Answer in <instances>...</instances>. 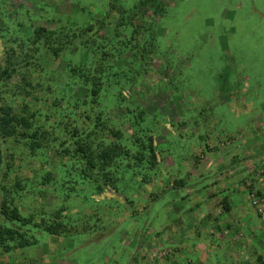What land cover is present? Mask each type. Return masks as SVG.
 <instances>
[{
	"label": "rangeland",
	"instance_id": "obj_1",
	"mask_svg": "<svg viewBox=\"0 0 264 264\" xmlns=\"http://www.w3.org/2000/svg\"><path fill=\"white\" fill-rule=\"evenodd\" d=\"M156 1L163 16H154L150 0L134 20L152 25L140 36L151 41L148 55L139 58L122 45L106 63L134 75L127 79L121 74V88L128 102L143 108L154 123L157 162L152 173L146 180L138 174L129 185L122 183L118 193L105 185L100 194L94 184L73 185L88 190L92 199L85 200L74 193L64 198L69 189L60 186L59 167L55 179L43 184L39 164L12 160L6 176L11 184L21 179L24 188L21 198L7 201L22 214L32 213L36 222H50L61 210L65 230L51 234L22 227L32 243L10 244L8 252L0 245V264H232L235 246L253 229L257 216L264 223V0ZM136 2L0 0V66L5 67L8 56L16 57L33 27L84 28L102 19L111 5L130 12ZM116 12L109 25L83 38H110L120 45L112 38ZM64 56L87 59L77 44L62 57H39L54 87L71 82L64 73ZM25 75L26 65L0 81V102L18 111L28 90V102L40 110L43 121V114L54 110L49 91L45 86L25 88ZM73 93L80 97L85 90L75 87ZM112 112L117 118L125 113L121 107ZM58 119L55 115L45 121L48 131ZM56 133L63 137L59 128ZM224 199L249 211L241 227L235 211L225 210ZM0 224L10 223L0 216ZM205 242L211 246L206 260ZM242 253L249 257L242 255L239 264H249L248 258L254 261L250 264H261L249 249Z\"/></svg>",
	"mask_w": 264,
	"mask_h": 264
},
{
	"label": "trees",
	"instance_id": "obj_2",
	"mask_svg": "<svg viewBox=\"0 0 264 264\" xmlns=\"http://www.w3.org/2000/svg\"><path fill=\"white\" fill-rule=\"evenodd\" d=\"M149 2L150 0H138L130 12L111 5L102 19L95 20L93 24L91 21L87 22L84 28L33 27L27 39L22 40L20 52H14L16 57L8 56L5 67L0 66L2 81L13 71L26 65L27 76H23L26 81L25 88L45 86L50 94L49 99L47 98L50 100L49 104L54 107L52 113L43 114L42 121L39 118L40 110L31 107L28 102L31 95L28 90L18 111L7 102H0V176H3L0 182V190L3 191L0 193V216L10 223L8 226L0 224V245L5 252L10 250V244L13 247H23L32 243L28 236L25 237L22 227H39L51 234H60L65 230V224L59 218L61 210L54 215L56 219L50 222L44 218L36 222L32 213L22 214L17 206L7 201L21 198L24 188L21 179L16 178L11 184L6 176L12 160L28 158L39 164L42 173L38 177L43 184L51 183L55 179L54 175L59 167L62 173L59 177L60 186L64 187L66 184L69 189L64 198L74 193L85 200L92 199L88 190L77 189L73 185L80 182L87 188H92L94 184L95 192L99 194L105 190V185L118 193L122 183V187L124 184L129 185L138 174L146 180L152 173L157 162L154 123L143 108L133 101L128 102L121 88L122 75L127 79L134 75L114 71L106 64L122 45L139 58L146 57L151 51L147 48L151 41L149 38L142 41V34L152 30V25L145 20L140 25L134 22L136 11L142 7L146 10ZM150 3L154 5V16L165 14L156 0H151ZM81 10L84 11V8ZM116 10L112 38L120 40V45L112 42L110 38L91 39L97 31L110 24L114 17L112 13ZM127 30L129 31L125 32ZM88 32L91 36L84 39L83 35ZM121 36L125 39H121ZM150 36L153 38V33ZM77 37L80 38L76 42ZM74 44L87 53V59L80 61L64 56V73L71 82L65 84L64 88L54 87L53 77L48 75L49 72L43 67L39 57L43 54L52 58L62 57L64 50ZM14 58L17 60L14 61ZM28 66L33 68L29 69ZM35 72L38 75L34 82ZM75 87L84 89L85 94L74 96ZM116 107L123 108L125 113L122 118L113 114L112 110ZM55 115L60 119L48 131L45 121ZM58 128L62 138L56 133ZM100 175L103 176L102 180ZM126 199L129 200L127 197Z\"/></svg>",
	"mask_w": 264,
	"mask_h": 264
},
{
	"label": "crops",
	"instance_id": "obj_3",
	"mask_svg": "<svg viewBox=\"0 0 264 264\" xmlns=\"http://www.w3.org/2000/svg\"><path fill=\"white\" fill-rule=\"evenodd\" d=\"M221 201H223V204L226 206L225 210L227 212L235 211L234 217L237 218L239 227H241L242 224L249 218L248 217L249 211L246 208L242 209V206H240L239 203L237 204V206H235V204L234 203L231 204V202L229 200H221ZM220 204L222 205V203H220ZM207 216H209V214H206L205 217H207ZM256 220L254 221L255 226H253V229L249 231L248 235H246V236L243 235L244 237L241 238V240L239 241L240 245L235 244L236 246L234 248V251L236 253V256L231 258L232 264H239L241 261L240 259H242L243 256L249 257V255H246V254L244 255L242 253V251H245L246 249H249L252 252V254L258 258V261L261 264H264V229H263L264 225L263 226L261 225L264 223H263L262 219L258 218V216H257ZM259 223H261V224H259ZM256 228H257V230H256ZM193 233H195V232H193ZM204 238H206V237H204ZM204 245H205V248H204ZM208 245H209V247H210L209 249L211 251L210 243L208 244L207 242H205L202 245V249H203L202 258L205 260L207 257L206 247ZM199 247H201V245ZM220 249H222V248H220ZM195 251H201V248H199V249L196 248ZM249 259H250V261L254 262L252 258H248V260ZM250 261H249V264H250Z\"/></svg>",
	"mask_w": 264,
	"mask_h": 264
}]
</instances>
